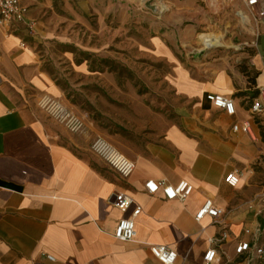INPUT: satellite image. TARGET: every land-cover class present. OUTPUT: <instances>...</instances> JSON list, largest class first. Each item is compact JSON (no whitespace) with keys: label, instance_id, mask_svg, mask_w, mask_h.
Here are the masks:
<instances>
[{"label":"crops","instance_id":"0c3cea01","mask_svg":"<svg viewBox=\"0 0 264 264\" xmlns=\"http://www.w3.org/2000/svg\"><path fill=\"white\" fill-rule=\"evenodd\" d=\"M208 1L20 0L27 8L24 20L10 30L0 26V264H160L150 245L174 250L177 264H202L209 240L222 231L228 238L220 245L216 264H259L248 263L235 248L256 234L264 245V112H250L264 86V26L255 36L254 24L243 22L254 36L249 77L226 59L198 77L175 63L173 51L199 33V23L182 22H198L200 5ZM216 1L219 10L242 8L240 0ZM142 17L152 23L148 44L153 53L179 65L173 86L187 105L142 153L106 140L134 164L131 175L122 179L91 152L90 144L99 136L95 125L70 133L37 102L48 95L65 104L52 72L54 45L94 52L80 43L84 31L102 37L109 23ZM63 57L76 73H89L87 61L75 64L72 52L65 51ZM209 94L231 98L235 113L215 108L206 100ZM245 123L248 133L233 131L234 125ZM230 173L239 179L234 188L224 181ZM148 180L172 186L186 181L194 190L183 202L168 201L160 191L146 192ZM116 192L133 200L126 213L111 203ZM207 199L223 210L220 223L209 216L195 221ZM136 207L141 212L134 219V240L117 241L113 235L118 222Z\"/></svg>","mask_w":264,"mask_h":264},{"label":"rangeland","instance_id":"374dc122","mask_svg":"<svg viewBox=\"0 0 264 264\" xmlns=\"http://www.w3.org/2000/svg\"><path fill=\"white\" fill-rule=\"evenodd\" d=\"M218 4L216 0L203 3L198 22H182L183 26L199 23V33L188 45L175 47V63L203 77L213 63L226 59L251 75L252 31L243 26L235 7L219 10ZM108 27L102 37L83 29L80 43L94 52L54 45L52 72L63 90L62 100L83 117L86 128L95 125L97 137L119 149L142 153L161 136L166 124L178 120L187 101L173 86L177 64L155 55L148 44L153 34L150 21L142 17ZM211 36L219 46L208 49L203 42ZM65 51L72 52L75 64L87 61L89 73H76L65 61Z\"/></svg>","mask_w":264,"mask_h":264},{"label":"built area","instance_id":"2783aa9c","mask_svg":"<svg viewBox=\"0 0 264 264\" xmlns=\"http://www.w3.org/2000/svg\"><path fill=\"white\" fill-rule=\"evenodd\" d=\"M240 1L242 8L236 14L239 19H243L244 23L250 21L254 24L256 36L259 33L258 28L264 26V0ZM26 13L27 8L20 4V0H0V26H4L10 30L15 23L24 20ZM28 28L32 32V25H29ZM206 100L215 108L223 110L227 115L235 113L233 100L229 97L209 94L206 96ZM37 106L70 133L76 134L85 130V120L83 117L72 112L62 101L48 95H42L37 102ZM250 112L253 115L264 112V86L258 89L257 96L250 105ZM238 129L244 133L249 132V127L246 123L242 126H233V131H237ZM90 150L122 179L128 178L134 170V164L101 137H95L92 140ZM224 181L229 187L234 188L237 186L239 179L235 173H230L225 177ZM144 189L150 195H154L160 191L168 201L177 200L183 202L191 195L194 187L186 181H181L177 185L172 186L165 181L148 180L144 183ZM260 201L264 203V190L260 194ZM111 203L119 212L126 213L132 206L133 200L125 193L116 192L112 195ZM140 212L141 209L136 207L130 217L123 218L118 222L113 235L117 241L131 242L134 240L136 235L134 219ZM222 214L223 210L214 207L211 199H207L195 215V221L199 222L203 217L209 216L217 224L220 223L219 220ZM227 238L228 234L222 231L218 237L209 240V247L203 255L202 264H216L220 262L219 248ZM259 242L260 235L256 234L251 241L239 243L235 248V253L237 255H245L248 263L256 260L259 264H264V245ZM148 248L152 257L160 264H177V253L168 246L150 245ZM47 258L49 260L53 259L50 256Z\"/></svg>","mask_w":264,"mask_h":264},{"label":"bare ground","instance_id":"6f19581e","mask_svg":"<svg viewBox=\"0 0 264 264\" xmlns=\"http://www.w3.org/2000/svg\"><path fill=\"white\" fill-rule=\"evenodd\" d=\"M242 22H243V19H242ZM206 39L207 40H205L204 42L202 41V42L207 48L213 49L219 46L218 41H216L215 38H213V36L206 38Z\"/></svg>","mask_w":264,"mask_h":264},{"label":"trees","instance_id":"16d2710c","mask_svg":"<svg viewBox=\"0 0 264 264\" xmlns=\"http://www.w3.org/2000/svg\"><path fill=\"white\" fill-rule=\"evenodd\" d=\"M242 73L246 74V76L249 77V74L248 72H246L245 70L242 71ZM256 77V73L253 74V77L252 78H249V83H253L254 82V78Z\"/></svg>","mask_w":264,"mask_h":264},{"label":"water","instance_id":"95a60500","mask_svg":"<svg viewBox=\"0 0 264 264\" xmlns=\"http://www.w3.org/2000/svg\"><path fill=\"white\" fill-rule=\"evenodd\" d=\"M146 7H147L148 9H150L151 11H154V9H155V7L152 6L150 3H147V4H146Z\"/></svg>","mask_w":264,"mask_h":264}]
</instances>
